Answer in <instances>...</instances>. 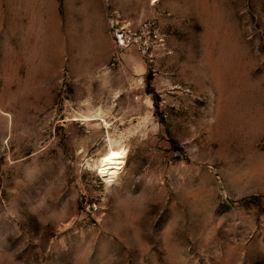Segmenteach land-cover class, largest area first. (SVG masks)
Returning a JSON list of instances; mask_svg holds the SVG:
<instances>
[{
  "label": "rangeland",
  "instance_id": "obj_1",
  "mask_svg": "<svg viewBox=\"0 0 264 264\" xmlns=\"http://www.w3.org/2000/svg\"><path fill=\"white\" fill-rule=\"evenodd\" d=\"M0 264H264V0H0Z\"/></svg>",
  "mask_w": 264,
  "mask_h": 264
},
{
  "label": "bare ground",
  "instance_id": "obj_2",
  "mask_svg": "<svg viewBox=\"0 0 264 264\" xmlns=\"http://www.w3.org/2000/svg\"><path fill=\"white\" fill-rule=\"evenodd\" d=\"M125 152L110 151L100 159L99 174L107 181L111 182L119 173L124 162Z\"/></svg>",
  "mask_w": 264,
  "mask_h": 264
}]
</instances>
